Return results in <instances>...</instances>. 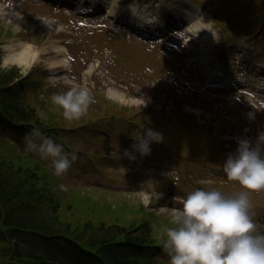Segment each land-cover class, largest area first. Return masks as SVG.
<instances>
[{
  "label": "rangeland",
  "instance_id": "374dc122",
  "mask_svg": "<svg viewBox=\"0 0 264 264\" xmlns=\"http://www.w3.org/2000/svg\"><path fill=\"white\" fill-rule=\"evenodd\" d=\"M122 1L125 2L126 0ZM205 1L218 3L220 0H195V2H199L200 4H203ZM221 2L224 4L225 13H229V15L221 16L222 23H232V26H220L215 24L213 16H218L221 11L212 8L208 10V17L203 20V23H210L212 27L217 30V34L219 33V36L222 37L223 34L228 35V33H226L228 27H232L235 31H243L244 34H247L245 31L252 23L245 18V22L238 26V20L244 18L243 16L246 14L259 13L264 10V0H221ZM53 11L56 12L55 10ZM49 12L50 10H47L46 6L38 0H0V21L7 23L11 20L13 29L22 33V41L24 43L29 41L28 34L31 32L34 25L41 24L42 26L40 25V29L42 32L45 31L49 37H54L56 35L54 31H48L44 27V25L48 27L45 20L40 21L39 19L40 17H49L47 14ZM35 18H37L36 23H34ZM72 18L73 21L69 20L68 33L65 37V41L72 40L73 43L66 45L67 50L65 52V57L70 62V66L75 74L80 76L78 77V81L80 78H83L86 82L84 87L91 89L92 93L95 92L97 94V90L101 93H106V97L108 92L114 90L117 94L125 97V99H123L116 96L119 100L123 101L117 100L118 102L126 105L130 104L132 107L138 104L136 103L138 100L137 98L142 95L145 106L139 111V115L149 120L153 118L162 120V114L165 111L158 114L155 112L156 104L162 99V96H156L153 99L151 94L153 90L158 92L162 91L163 93V88L155 86L156 74L151 72L152 68L150 67L147 69L146 78L141 80L146 84L152 83L154 85H149L142 89L134 86L129 80H124V85H129V88L118 87L117 84L119 80L114 75L105 73L101 64L99 42L100 39H102V35H100L102 27L99 26V19L87 17L77 18L75 16ZM22 22L27 26H23ZM77 24L81 26H77ZM62 25L67 29L63 23ZM261 30L262 28H259L258 31L255 32L257 38L253 44L255 50L251 59L260 58L264 63V30ZM180 31L181 32H178V34L184 33L183 29ZM82 32V38L86 41L85 43H79L78 41L79 39L81 40L80 33ZM252 34L253 33H250L249 35ZM176 35L177 34H175L174 37L165 39L164 43L157 45V47L161 51H165L167 47L169 48L171 46L172 40L181 46L182 37ZM176 37L179 38L175 39ZM156 44L157 43H155V45ZM155 45H151V47L157 49ZM52 47L53 46H50L49 48ZM130 49L131 44L120 46V50L122 51H129ZM166 51L170 55L171 61H168V63L171 65L180 58L184 59L183 52L180 49L172 51L169 48V51ZM46 53L45 57L47 56ZM54 59H56V57H54ZM48 62L50 63V59H48ZM168 63L166 65H169ZM33 65L34 63L32 66ZM40 65V68L36 70L32 68L30 71L29 69L32 66H28L29 68L26 67L23 73L35 77L40 81L39 74L46 73L45 63L40 62ZM8 68L9 65L2 67L0 64V72ZM19 68L21 70L24 69L23 66ZM90 71H93V73L90 74ZM170 71L171 69L168 66L164 72V79L161 82L162 85L167 78L171 81L172 86L176 84V81H174L172 75H170ZM95 73L99 74L95 75ZM103 79L108 82L103 84ZM74 80L75 79H68L67 81L72 82ZM191 80L192 78H189V81H187V85L190 86L187 93L191 86L193 87V85H191ZM114 82L117 84H113ZM41 88L43 91L38 89L34 97L38 102L37 108H42L45 104L46 108L41 110V115L49 121L57 120L54 114L55 106L50 100H47L45 96H48L52 92L64 91L69 88V86L66 84H57V86L52 87L44 84ZM239 98L244 102L235 101L232 107L224 109L223 101L220 98H212L214 99V102H212L210 99L206 100L205 97L197 95L195 97V99H197L195 100V105L200 107L202 117L207 120L205 123H210L209 127H211V122H214L215 119L219 118L222 114L221 123H225L233 132L238 131L239 126L243 123H250L256 130L264 132V109L260 110V106L264 108V99L258 97L247 99L244 96H239ZM95 100L97 102L99 101L98 98H95ZM250 103L255 104L256 107L251 106ZM95 104L96 102L90 105L88 112H90L91 108L97 107ZM243 104L255 110L252 111L254 114L253 117L250 118L249 116H245L242 111H238L239 106H243ZM255 112L258 114L256 115ZM183 114L184 113L181 111H176L173 116L177 119ZM165 120H163L161 124L165 131L163 141H168L173 144H169L170 149L156 143L150 157H148L147 154L141 155L135 152V158L132 159L125 154L124 144L119 148H111L100 140L95 131L83 127L81 132L84 133L83 137H85L87 144L84 142L77 143L74 148L77 147L89 152L90 154H88L87 157H96L99 161L98 164L94 161L96 166H91L86 163V157L82 156L78 164L75 162L72 170L70 172L67 171L63 176L58 177L54 175L52 172L53 170L43 172L44 176L41 174L37 175L36 179L41 181V177L46 179L47 188L51 192L50 197L56 199L58 203V214L69 224L70 234L73 235V232H77L78 227L86 221H91L92 223L104 221V223L107 224L111 222H121L122 218L126 221L136 220L139 218L138 216L140 214H144L142 213L143 210L146 209L147 205L149 206V204H152V201H154V203L159 202L157 206H155L157 209L154 210L162 214L164 218L171 220V209L182 206V204L178 206V204L181 203V197H183L186 190L192 187H203L205 189L217 188L227 194L243 190L238 181L224 178L222 174L216 171L218 168L216 165L223 163H215V161H225L227 155L224 153V148L220 143L216 144V146L220 147L221 153L214 154L213 149H211V146H213L212 143L207 141V135H212L209 127L204 126L203 128L206 132L203 133L201 132L202 126H199V130L195 131L193 135L191 133V126L187 127L183 125L177 128L178 125L168 122V119ZM59 122L65 123L66 121L60 119ZM197 126L196 124V127ZM196 127L194 128L197 129ZM183 131L186 135L183 134ZM179 132H181L184 138L179 136ZM191 137H193V143L190 141L192 140ZM77 138L82 137L78 136L74 139ZM68 140L69 138L66 139V142H68ZM195 143H198L197 146ZM102 151L106 152L104 157L102 156ZM184 152L186 155L183 158L182 155ZM25 163L34 165L36 162L30 158H25L24 155L18 152L7 141L0 145V170L1 168H10L12 171H18L20 170L18 167L22 169L27 167ZM170 167V170L165 171V169ZM211 167L214 171V175H211ZM103 173L115 179L111 182H114L113 185L108 184L109 181L102 177ZM23 175L24 173H22V179L25 178L26 180V177H23ZM1 176L6 178L5 180L8 179L6 175L1 174ZM16 176L17 175L11 176L12 182H17ZM167 179L166 187L163 189L159 188V183ZM25 182L22 184L24 185ZM117 187L135 190V192L121 193L116 190L114 191ZM248 191L251 204H255L261 200L264 201V189ZM146 195L149 196L147 197ZM154 198L155 200H153ZM145 201H149V203L146 205ZM46 211L47 210L39 209L38 212L43 215ZM147 218L149 222H153L156 226V228L150 231L151 236L152 233L157 230L160 237L163 230L172 225V221L167 222L165 219L157 220L150 216H147ZM57 228L63 230L62 225H58ZM164 231H166V229ZM156 252H158V249H156ZM166 255L167 256H164L163 259L165 258L166 262L170 264L169 254Z\"/></svg>",
  "mask_w": 264,
  "mask_h": 264
},
{
  "label": "clouds",
  "instance_id": "9594fccd",
  "mask_svg": "<svg viewBox=\"0 0 264 264\" xmlns=\"http://www.w3.org/2000/svg\"><path fill=\"white\" fill-rule=\"evenodd\" d=\"M103 54L111 62V50L105 48ZM51 102L71 121L86 114L95 99L88 87L72 86L52 93ZM253 116L249 113L250 118ZM134 139L133 149L144 155L151 151L152 142L163 141V134L147 128ZM23 140L24 150L50 161L58 177L78 159L75 150H67L41 128L26 132ZM125 154L135 158L128 149ZM223 170L243 190L226 194L217 188L198 187L181 197L182 206L171 209L172 226L166 228L163 240L170 264H264V224L250 211L248 191L264 189V132L255 143L239 139L235 152L224 161Z\"/></svg>",
  "mask_w": 264,
  "mask_h": 264
},
{
  "label": "trees",
  "instance_id": "16d2710c",
  "mask_svg": "<svg viewBox=\"0 0 264 264\" xmlns=\"http://www.w3.org/2000/svg\"><path fill=\"white\" fill-rule=\"evenodd\" d=\"M16 74L17 72L12 70L0 72V84L6 83L5 81L8 82ZM21 93L22 89L20 88H9L5 91H0V145L7 141L18 152L24 155L25 158L32 159L23 151L24 144L17 138H9L5 131L7 128L6 122L9 119H30L36 122V115L29 113V106L26 102L23 103ZM25 164L27 167L24 169L18 167L20 169L18 171H12L10 168H1L0 170V196L6 198L4 203L9 202L3 206L7 208V215L0 209V214L2 215L0 219L7 225L12 221V226L14 227L8 229V233L10 236L11 234L15 235L17 239L10 257L4 262L2 261L1 264H30L31 259L37 255L32 253L29 256L25 253V251L28 252L30 245H34V238H25L24 235H27V233L24 232L21 239L22 231L18 226H22V229L33 228L40 230L49 235L54 233H71L69 224L58 214L56 199L50 197L51 192L47 188L46 179L44 177H41L42 181L36 179L38 174L44 176L43 172H47V168L42 166V163L39 161L34 165ZM22 173H24L23 177H26V180L25 178L22 179ZM1 174L6 175L8 179L5 180L6 178L2 177ZM12 175H17V182H12ZM23 182H25L24 185L22 184ZM10 204L13 205L10 206ZM39 209L47 211L42 215L38 212ZM142 213L144 214H140L138 219L131 221H126L122 218L121 222L117 223L111 222L106 224L104 221L94 223L91 221L84 222L78 227L77 232H73V235L80 242L77 254L86 256L87 250L90 249L95 254L96 260L100 261L101 264H106L107 261L109 264H166L163 261L154 260L153 257L145 253L137 254L135 251H132V248L137 250L136 246L139 247L141 244H146L150 241L154 242L152 240L159 238L157 230L151 236L150 231L156 228V226L154 223H149L145 220L146 214L144 210ZM58 225H62L63 230L57 228ZM164 230L161 236L165 234L166 231ZM139 250L141 251V249ZM50 252L53 258L61 256V252L55 248L48 249L44 253L50 254ZM24 255L28 257L25 262H14L13 259L17 258L18 260ZM94 259L93 261L97 263Z\"/></svg>",
  "mask_w": 264,
  "mask_h": 264
},
{
  "label": "bare ground",
  "instance_id": "6f19581e",
  "mask_svg": "<svg viewBox=\"0 0 264 264\" xmlns=\"http://www.w3.org/2000/svg\"><path fill=\"white\" fill-rule=\"evenodd\" d=\"M156 6L155 10L150 12H146L144 14H139L138 12H135L133 7H130L129 10H124L123 8H120L116 5V2L114 0H99L98 4L99 7L103 6L104 9H106L107 13L110 14L112 17L121 18L124 19L126 22L131 23L134 27L137 26V29L142 31L143 33H156L157 31L165 32L171 24L179 25L183 23L186 27V31L188 33V36L191 38V40H197V45H195V42H192L191 40H187L186 46L188 49L196 56H193L196 61V65L201 69L203 68V44H205L207 47L210 46V41L206 40L205 38L210 37L209 33L210 30L208 29V25L206 23H202L201 20L196 16V10L192 9L193 13L188 16V13L184 7H182L180 4L175 2V0H156ZM160 1V3H159ZM91 3H94V1H90ZM79 3L81 6H84V0H80ZM94 8H97L96 5L88 8V10H92ZM162 9H165L166 15L163 14ZM170 21V23H169ZM170 24V26H169ZM171 28V27H170ZM203 37V43L200 45L199 38ZM14 43L10 41L5 47L6 48H12ZM54 50L59 53L60 55H63L64 48L56 45L54 46ZM36 58V50L31 47L30 45H23L19 50H16L10 54H8L5 57V62H14L19 65L27 66V64L30 62V60H33ZM63 59V57H61ZM62 61V60H61ZM263 68V65H250L246 71V78L245 81L242 79V83L247 84L250 82V80L255 77V75L258 72L260 68ZM250 69V70H249ZM215 70L216 73L218 71H222L221 68H213L209 71ZM202 73V70H201ZM228 76L223 75L222 78L219 79L218 85H225L229 83V80L227 79ZM148 197V195H147Z\"/></svg>",
  "mask_w": 264,
  "mask_h": 264
}]
</instances>
